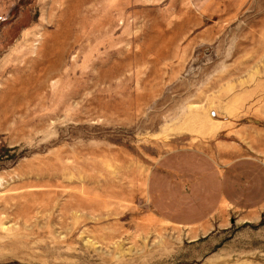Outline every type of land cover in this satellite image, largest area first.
I'll return each mask as SVG.
<instances>
[{
    "label": "rangeland",
    "instance_id": "rangeland-1",
    "mask_svg": "<svg viewBox=\"0 0 264 264\" xmlns=\"http://www.w3.org/2000/svg\"><path fill=\"white\" fill-rule=\"evenodd\" d=\"M199 1L0 0V264H264V0Z\"/></svg>",
    "mask_w": 264,
    "mask_h": 264
},
{
    "label": "crops",
    "instance_id": "crops-1",
    "mask_svg": "<svg viewBox=\"0 0 264 264\" xmlns=\"http://www.w3.org/2000/svg\"><path fill=\"white\" fill-rule=\"evenodd\" d=\"M217 0H202L198 3V11L199 16L203 20H208L213 18L214 16L222 21H229L236 18L247 0H227L226 6L220 7L219 5H222V2L219 4L217 3ZM219 7H215V6Z\"/></svg>",
    "mask_w": 264,
    "mask_h": 264
}]
</instances>
